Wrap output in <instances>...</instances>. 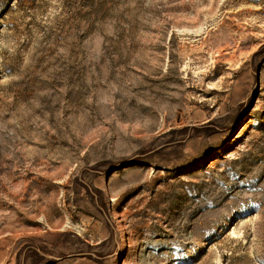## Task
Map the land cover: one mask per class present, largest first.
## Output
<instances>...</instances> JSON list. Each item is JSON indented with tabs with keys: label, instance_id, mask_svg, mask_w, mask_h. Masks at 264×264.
<instances>
[{
	"label": "rangeland",
	"instance_id": "obj_1",
	"mask_svg": "<svg viewBox=\"0 0 264 264\" xmlns=\"http://www.w3.org/2000/svg\"><path fill=\"white\" fill-rule=\"evenodd\" d=\"M0 264H264V0H0Z\"/></svg>",
	"mask_w": 264,
	"mask_h": 264
}]
</instances>
